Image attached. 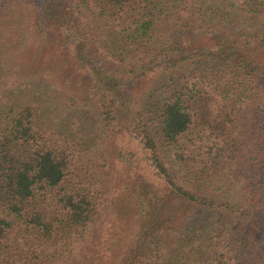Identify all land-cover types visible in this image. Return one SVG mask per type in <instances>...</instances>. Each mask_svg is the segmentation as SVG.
Listing matches in <instances>:
<instances>
[{"label":"trees","instance_id":"obj_1","mask_svg":"<svg viewBox=\"0 0 264 264\" xmlns=\"http://www.w3.org/2000/svg\"><path fill=\"white\" fill-rule=\"evenodd\" d=\"M0 264H264V0H0Z\"/></svg>","mask_w":264,"mask_h":264},{"label":"rangeland","instance_id":"obj_2","mask_svg":"<svg viewBox=\"0 0 264 264\" xmlns=\"http://www.w3.org/2000/svg\"><path fill=\"white\" fill-rule=\"evenodd\" d=\"M89 117H91L92 119H90V126L92 129H96L100 126V122L94 118V114L90 113ZM226 217V218H225ZM224 221H226L227 223H231V224H235V226H237L239 229H246V230H252V226L254 225L253 222H249L246 221L244 219H237V217L232 216V215H224ZM110 224L106 225V228L109 226Z\"/></svg>","mask_w":264,"mask_h":264}]
</instances>
